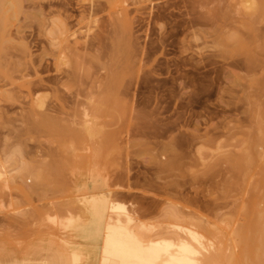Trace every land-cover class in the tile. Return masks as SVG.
I'll list each match as a JSON object with an SVG mask.
<instances>
[{
	"label": "rangeland",
	"instance_id": "1",
	"mask_svg": "<svg viewBox=\"0 0 264 264\" xmlns=\"http://www.w3.org/2000/svg\"><path fill=\"white\" fill-rule=\"evenodd\" d=\"M36 1L0 0V264H122L78 226L107 195L138 238L167 228L194 264H232L264 226V0Z\"/></svg>",
	"mask_w": 264,
	"mask_h": 264
},
{
	"label": "bare ground",
	"instance_id": "2",
	"mask_svg": "<svg viewBox=\"0 0 264 264\" xmlns=\"http://www.w3.org/2000/svg\"><path fill=\"white\" fill-rule=\"evenodd\" d=\"M25 0H19V4H20V6H19V10H21V12H23L22 11V9H23V7H22V3L24 2ZM28 1H31V0H28ZM38 1V0H37ZM36 1V2H37ZM17 2H18V0H17ZM27 2V1H26ZM34 3V2H33ZM39 4V3H38ZM41 5V4H40ZM47 5V4H46ZM17 6V5H16ZM36 6V5H35ZM51 6V5H50ZM56 6V5H55ZM18 7V6H17ZM32 7H33V5H32ZM37 7V6H36ZM57 7V6H56ZM60 7V6H59ZM43 8V7H42ZM50 8V7H49ZM48 8V9H49ZM63 8V7H62ZM79 8V7H78ZM77 8V9H78ZM98 7L97 6H93L92 7V9H91V12L92 11H94V12H98L99 13V10H96ZM28 9V8H27ZM38 9V8H37ZM80 10V9H79ZM40 11V10H39ZM51 11V10H50ZM60 11V10H59ZM65 11L67 12L68 10H66L65 9ZM81 11V10H80ZM86 12V11H85ZM93 12V14H95ZM36 13V12H35ZM34 13V14H35ZM39 14L41 13V12H38ZM61 14V13H60ZM100 14V13H99ZM30 15V14H29ZM58 15H59V13H58ZM33 16V15H32ZM43 16H44V13H43ZM54 16V15H53ZM71 16V15H70ZM79 16V15H78ZM95 16H96V14H95ZM40 17V16H39ZM60 17V16H59ZM93 17V16H92ZM46 17H44V19H45ZM49 18V17H48ZM67 18H69V17H67ZM84 18V17H83ZM28 19V18H27ZM64 19V18H63ZM63 19H61V18H59V20L58 21H55V22H53L54 23V26H56V28H58L61 32L63 31V33H69L70 31H71V29H68V27H69V25L68 26H66L67 25V23L69 24V22H67V20H63ZM73 19V18H72ZM82 19V18H81ZM94 19V18H93ZM117 19V18H116ZM91 20H92V18H91ZM65 21V22H64ZM70 21V20H69ZM97 21V20H96ZM117 21V20H116ZM115 21V22H116ZM52 22V21H51ZM112 22V21H111ZM82 23V22H81ZM81 23H79V25L81 24ZM97 23V22H96ZM96 23H94V24H96ZM83 24V23H82ZM72 25V24H71ZM86 27V26H85ZM20 28H22V27H20ZM73 28V27H72ZM100 28V27H99ZM113 29V28H112ZM116 30V29H115ZM90 31V30H89ZM88 31V32H89ZM100 31V30H99ZM103 31V30H102ZM108 31V30H107ZM117 32V31H116ZM96 33V32H95ZM21 34H22V31H21ZM81 34V33H80ZM104 34V33H103ZM7 35V34H6ZM75 35V34H74ZM70 36H72V35H70ZM80 36V35H79ZM100 36V35H99ZM231 36V35H230ZM230 36H229V38H228V40L230 39ZM9 37H10V35H9ZM23 37V36H22ZM74 37V36H73ZM95 37H97V36H95ZM8 38V37H7ZM72 38V37H71ZM75 38H77V37H75ZM234 37L232 36L231 37V41H233V40H235V39H233ZM1 39V38H0ZM13 39V38H12ZM16 39V38H15ZM26 39V38H25ZM70 39V38H69ZM3 40V39H2ZM7 40V39H6ZM24 40V39H23ZM77 40V39H76ZM92 40V39H91ZM227 40V39H226ZM227 40V41H228ZM239 40H240V38H239ZM62 41V40H61ZM79 41V40H78ZM90 42V41H89ZM97 42V41H96ZM229 42H230V40H229ZM239 42V41H238ZM241 42V41H240ZM242 42H243V40H242ZM247 42V41H246ZM245 42V44L247 45V43ZM82 43V42H81ZM84 43V42H83ZM67 44V43H66ZM68 44H69V42H68ZM71 44V43H70ZM97 44V43H96ZM238 44V43H237ZM239 44H241V43H239ZM261 44V43H260ZM264 44V43H263ZM81 45V44H80ZM91 45V44H90ZM243 45H244V42H243ZM5 46V45H4ZM87 47H88V44L86 45ZM85 46V47H86ZM239 46V48H240V46L241 45H238ZM257 46V45H256ZM7 47V46H6ZM83 47V46H82ZM242 47V46H241ZM246 47L248 48V46H245V48H244V46L242 47L243 49H244V51H242V52H246ZM238 48V47H237ZM238 48V49H239ZM241 49V48H240ZM21 50V49H20ZM78 50V49H77ZM79 51V50H78ZM89 51V50H88ZM73 52V51H72ZM248 52V51H247ZM246 52V53H247ZM260 52V51H259ZM25 53V52H24ZM27 53V52H26ZM78 53V52H77ZM237 53V52H236ZM246 53H245V55H246ZM7 54V53H6ZM9 54V53H8ZM28 54V53H27ZM66 54V53H65ZM81 54V53H80ZM86 54V53H85ZM249 54V56H251L250 55V53H248ZM79 55V54H78ZM82 55V54H81ZM84 55V54H83ZM8 55H6V57H7ZM76 56H77V54H76ZM89 56V55H88ZM91 56H92V54H91ZM248 56V55H247ZM5 57V58H6ZM17 57V56H16ZM22 57V56H21ZM72 57H74V56H72ZM81 58H82V56H80ZM94 57V56H93ZM92 57V58H93ZM254 57V56H253ZM20 58V57H19ZM78 58V57H77ZM8 59V58H7ZM76 59V58H75ZM89 59V58H88ZM94 59V58H93ZM22 60V59H21ZM26 60V59H25ZM82 60V59H81ZM10 61V60H9ZM85 61V60H84ZM26 62H27V60H26ZM32 62L33 61H31V64H32ZM83 62V61H82ZM87 62V61H86ZM22 63V62H21ZM6 64V63H5ZM15 65V64H14ZM38 65V64H37ZM3 67V66H2ZM7 67H9V66H7ZM14 68V67H13ZM33 68V67H32ZM40 68V67H39ZM45 68V67H44ZM29 69V68H28ZM37 70V69H36ZM12 71V70H11ZM10 71V72H11ZM34 72V71H33ZM12 73V72H11ZM27 73H30V72H28L27 71ZM7 74V73H6ZM21 74V73H20ZM24 75H26V74H24ZM23 76V75H22ZM120 76V75H119ZM28 77V76H27ZM23 78V77H22ZM25 78V77H24ZM25 81H26V79H24ZM45 81V80H44ZM33 83V82H32ZM40 83V82H39ZM27 84V83H26ZM119 84V83H118ZM28 85V84H27ZM44 86V85H43ZM101 91V90H100ZM107 94V93H106ZM111 94V93H110ZM260 111V110H259ZM255 115V114H254ZM257 117V116H256ZM264 117V116H263ZM254 119H255V117H254ZM264 119V118H263ZM64 122V121H63ZM66 123V122H65ZM255 126H256V123H255ZM263 127V126H262ZM260 128V127H259ZM264 132V131H263ZM259 133V132H258ZM262 134H264V133H262ZM261 134V135H262ZM259 135V134H258ZM260 136V135H259ZM264 137V136H263ZM252 138V139H251ZM248 139V138H247ZM251 141H247L245 144H246V146H248V143L250 144V142H252V140H253V137H250L249 138ZM255 139L256 138H254V140H253V142L255 143V142H257L258 140H260L261 139V141H262V139H264V138H262V137H260L257 141H255ZM244 141H245V139H244ZM264 141V140H263ZM244 143V142H243ZM258 143V142H257ZM245 146V145H244ZM245 146V147H246ZM250 147H252V148H256V147H254V146H252L251 144L249 145ZM245 147H243V149L245 148ZM257 150H260V149H258V148H256ZM246 150H248V147H246ZM252 151V149L250 148V151L248 150V152H251ZM255 152H257L256 154L252 151L250 154H252V157H250V159H253V160H255V158L253 157V154H254V156L255 155H257L259 152L258 151H255ZM262 151H260V153H261ZM257 156H259V154L257 155ZM256 157V156H255ZM259 157H261V154H260V156ZM259 157L257 158V160H259ZM264 157V156H263ZM263 157H262V159H263ZM248 158H249V153H247V151H243V152H241L240 154H228V155H225V156H223V158H222V160H223V162H226L227 164H229V166L231 167V166H233V165H236L237 166V164L239 165V166H242V164L241 163H243L244 162V164H245V162H247V164L246 165H249L248 164ZM252 161V160H251ZM250 161V162H251ZM6 163V162H5ZM254 163V162H253ZM169 164V163H168ZM243 164V166H245ZM4 165L5 164H1V170H0V179H3V178H5V175H6V167H4ZM42 165V164H41ZM44 165H46V164H44ZM163 164L161 163L160 164V166H162ZM251 165H253L252 163L249 165V166H251ZM166 166H167V164H166ZM242 166V167H243ZM50 167V166H49ZM52 167V166H51ZM50 167V168H51ZM163 167V166H162ZM241 167V168H242ZM248 167V166H247ZM247 167H246V169H245V172H246V170H247ZM55 168V167H54ZM234 168V167H233ZM237 168V167H236ZM238 168H240V167H238ZM237 168V169H238ZM240 168V169H241ZM243 168H245V167H243ZM252 168V167H251ZM62 169H64L63 167H62ZM62 169H61V171H62ZM231 169V168H230ZM47 170V169H46ZM45 170V172H49V171H46ZM49 170V169H48ZM249 170H250V168H249ZM33 171V170H32ZM44 171V170H43ZM232 171V170H231ZM235 171H237V170H235ZM241 171V170H240ZM240 171H237L236 172V174H238V172H240ZM243 171H244V169H243ZM243 171H241V174L243 173ZM45 172H43V173H45ZM58 172V171H57ZM244 172V173H245ZM248 172V171H247ZM30 173V172H29ZM36 173V172H35ZM42 173V175L40 176V175H38V177H40V179L42 178V176H44V175H48V174H43ZM54 173V172H53ZM56 173V172H55ZM233 173V172H232ZM251 173V172H250ZM250 173H248L249 175L248 176H250ZM38 174V173H37ZM63 174V173H62ZM234 174H235V172H234ZM235 174V175H236ZM246 174V173H245ZM252 174V173H251ZM36 175V174H35ZM247 176V177H248ZM37 177V176H36ZM46 177V176H45ZM48 178H49V176H48ZM249 178V177H248ZM39 179V178H38ZM37 180V179H36ZM2 181V180H1ZM8 181V180H7ZM48 182V181H47ZM1 184V183H0ZM4 185V184H3ZM6 185V184H5ZM2 186V185H1ZM42 187V186H41ZM86 187V186H85ZM6 188V187H5ZM40 188V187H39ZM2 191V190H1ZM88 191V190H87ZM112 196V195H111ZM112 198V197H111ZM110 198V195H107V197L106 196H104L103 198H93V199H90V198H85L84 197V199H83V203H82V200H81V202H80V204H81V206H82V210L84 209V211L85 212H87L86 213V215L88 214V217H87V225H84L85 224V220H84V224H83V221L82 220H80V218H79V221H78V226H79V229L81 230V232H83V228H85L84 229V233L85 232H87V230H88V233L90 234V238L88 237L89 235H87L88 233H85L87 236V238L85 237V239H84V237H81V236H79V238L80 239H82L83 238V240H85V241H87V242H91V233H92V235H93V233H94V235L92 236V242L91 243H94V241H96L94 238H96L95 236L97 235V244H98V241L100 242L101 240V242L100 243H102L103 245V247H104V253L105 254H107V255H116V256H118L119 258H120V260L122 261V264H133V263H137V264H147V263H151L153 260H154V262L157 264L158 263V261L159 262H162V261H164L162 264H164V263H166L167 264V262H166V259L168 258V257H163L162 258V260L160 259L161 258V256H163V254L164 253H166L165 255L166 256H168L171 252H172V256L174 257V258H176L177 257V255L179 254V252H180V254L178 255V256H180V257H177V259L175 260L173 257H171V258H173L172 260H171V262L172 263H170V264H177L178 262L177 261H179V264H194L193 262V260H191V258H190V254H192L193 255V249H192V247L189 245V243L187 244V243H185V241L182 243L181 241H183L184 239H183V237H182V239L183 240H181V237H179L178 236V234L176 233V234H168V232H169V230L166 228V231H168V232H164V230H163V232L161 233V234H163V237H166V235L170 238V236L171 235H176V236H178L179 238H180V242L183 244H181V246H180V248L181 247H183V249H178L179 247H177V246H179V245H177V244H179V242H177L178 240H179V238L176 240V239H174V238H172V237H174V236H171V238L173 239H169L168 241H169V243H174L175 242V240H176V242L174 243V244H172L173 245V248H176L177 249V254L175 253V250L173 251V250H170V252L168 251L169 250V248L168 247H166V246H164L165 245V243L167 244V239H168V237H167V239L165 240V239H160L161 237V234H160V236H159V239H156L155 240V238L153 237L152 239H151V237L150 238H148V234L146 235L147 236V238L148 239H150V241H148V239L146 238H143L144 236L143 235H141L140 234V232L141 231H143L142 230V228H144V227H141L140 226V224L138 223V225H137V223L135 224L136 225V227H135V225H132L133 223H132V221L134 220V218L136 219V218H139V214L141 213V208L139 209V207L135 210V212L134 213H136V212H138V209L140 210L138 213V215L136 214L135 216H138V217H134L132 214H128V215H126L123 219L121 218V217H119V215H118V217L117 216H115L116 214H114L113 212L115 211V209H117V207H116V203H113V198L111 199ZM85 200V201H84ZM115 202V201H114ZM84 207V208H83ZM144 208V207H143ZM144 210H145V208H144ZM143 210V211H144ZM149 210V209H148ZM147 210V211H148ZM153 210V209H152ZM155 210V209H154ZM157 210V209H156ZM179 211V210H178ZM132 211H131V213H133ZM150 212V211H149ZM156 212V211H155ZM148 213V212H147ZM151 213V212H150ZM154 213V212H153ZM177 214L179 215V213L177 212ZM177 214H173V216L175 215V217H179V218H181L182 216H176ZM180 214H181V212H180ZM141 215V214H140ZM81 216V215H80ZM133 216V217H132ZM184 216V215H183ZM140 218H141V216H140ZM140 218H139V220H140ZM188 217H186V219H187ZM182 220H184L185 219V216H184V219H183V217L181 218ZM124 220H126V221H124ZM137 222V221H136ZM139 222V221H138ZM187 222V221H186ZM77 223V222H76ZM194 223V222H193ZM142 224V223H141ZM72 225V224H71ZM131 225V227L132 228H134V230H138L139 231V234H137V232H135V231H133L132 230V228H129V226ZM263 225H264V219H263ZM73 226V225H72ZM81 226H83V228L81 229L80 227ZM124 226H127V227H124ZM143 226V225H142ZM138 227H140L139 229H138ZM160 227H163V226H159V228ZM136 228V229H135ZM151 228V227H150ZM164 228V227H163ZM162 228V229H163ZM180 228V227H179ZM263 229H260V231H257L256 233H255V237H254V240H252L250 243H246V240H244V243H245V246L240 250V251H236V253L234 254V255H230V256H232V258L231 257H229L228 259H227V261L226 260H224V262L226 261V262H228V263H231V262H233L232 264H264V226L262 227ZM79 229H77L78 231H80ZM130 229H131V231H130ZM157 229V228H156ZM71 230V229H70ZM149 230V229H148ZM151 230H152V228H151ZM159 230V229H158ZM178 230H181V229H178ZM190 231V230H189ZM241 231H244V229L242 228L241 230H240V232ZM72 232V231H71ZM161 232V231H160ZM178 232V231H177ZM83 233V234H84ZM145 233V232H144ZM144 233H142V234H144ZM174 233V232H173ZM179 233H181L180 231H179ZM73 234H75L74 233V231H73ZM81 233H79V235H80ZM84 234V235H85ZM96 234V235H95ZM154 234V233H153ZM153 234H152V236H153ZM157 235H158V233H156ZM164 234H166L165 236H164ZM182 234V233H181ZM71 235H72V233H71ZM139 235V236H138ZM145 235V234H144ZM151 235V234H150ZM155 235V234H154ZM188 235V234H187ZM76 236V235H75ZM78 236V235H77ZM83 236V235H82ZM99 236V237H98ZM140 236H143V237H141V238H138V237H140ZM94 237V238H93ZM102 239H101V238ZM162 237V238H163ZM189 237V236H188ZM75 238V237H74ZM98 238H100L99 240H98ZM157 238V237H156ZM176 238V237H175ZM196 238V237H195ZM78 240V241H82L83 242V240ZM141 239V240H140ZM154 239V240H153ZM148 242H147V241ZM152 240L153 241H156L157 242V244H156V242H152ZM161 240H164L165 242H162ZM172 240V241H171ZM199 240V239H198ZM76 241V240H75ZM141 241H142V244L143 245H145L146 246V244H147V246L145 247V246H143V245H141ZM167 241V242H166ZM174 241V242H173ZM149 242H151V243H149ZM160 242L162 243V244H160ZM99 243V244H100ZM146 243V244H145ZM152 244L153 246H151L150 245V247H149V244ZM190 243H192V242H190ZM164 244V245H163ZM176 244V245H175ZM133 245H134V247H133ZM155 245V246H154ZM158 245H160V249H158V250H160V251H162V253L160 252V251H158L157 250V248L159 247ZM162 245V246H161ZM170 246L171 244H167V246ZM175 245V246H174ZM157 246V247H156ZM194 246H195V244H194ZM156 248V253H157V251L161 254H156L155 255V252L153 253V252H146V250H147V248L149 249V248H151V250L150 251H155V248ZM164 247V248H163ZM246 247V248H245ZM134 248V249H133ZM153 248V249H152ZM86 249H89L88 251H90V247L88 248V247H86ZM165 249V250H164ZM178 250H180V251H178ZM167 252H168V254H167ZM173 252L175 253V255H173ZM182 252H183V256H182ZM196 252V251H195ZM146 253H149V254H147L146 255ZM98 254H99V249L98 248H96L95 250H91L90 251V255H92V256H90V257H88L85 261L87 262L86 264H96L97 263V261H98ZM150 254H154L155 256H156V258L158 257V255L160 256L159 257V259L157 258L156 260L157 261H155V259H153L152 261L150 260L149 261V259H147V258H155V256L153 255H150ZM150 255V256H149ZM147 256H149V257H147ZM152 256V257H151ZM176 256V257H175ZM147 257V258H146ZM132 258H133V260H132ZM164 258H166V259H164ZM182 258V259H181ZM134 259H136L135 260V262H134ZM147 259V260H146ZM221 259V256H219L218 254H216V255H213V256H211V257H208L207 259H205L206 261L204 262L205 264H212V263H214L215 261L217 262V260L219 261ZM130 260H131V262H130ZM230 260H231V262H230ZM85 261H84V263H85ZM169 261V260H168ZM222 261H223V259H222ZM221 261V262H222ZM154 262H152L151 264H153ZM177 262V263H176ZM181 262V263H180ZM223 262V263H224ZM158 264H161V263H158ZM169 264V263H168Z\"/></svg>",
	"mask_w": 264,
	"mask_h": 264
}]
</instances>
